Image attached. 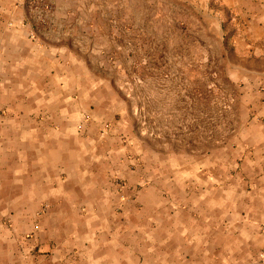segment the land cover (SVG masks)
Wrapping results in <instances>:
<instances>
[{
    "label": "crops",
    "instance_id": "crops-1",
    "mask_svg": "<svg viewBox=\"0 0 264 264\" xmlns=\"http://www.w3.org/2000/svg\"><path fill=\"white\" fill-rule=\"evenodd\" d=\"M244 53L237 135L165 153L54 41L53 0H0V264H243L264 250V0H200ZM51 6V7H50Z\"/></svg>",
    "mask_w": 264,
    "mask_h": 264
},
{
    "label": "rangeland",
    "instance_id": "rangeland-1",
    "mask_svg": "<svg viewBox=\"0 0 264 264\" xmlns=\"http://www.w3.org/2000/svg\"><path fill=\"white\" fill-rule=\"evenodd\" d=\"M53 1L54 41L113 88L152 147L202 157L237 135L242 92L230 64L244 53L200 0Z\"/></svg>",
    "mask_w": 264,
    "mask_h": 264
}]
</instances>
